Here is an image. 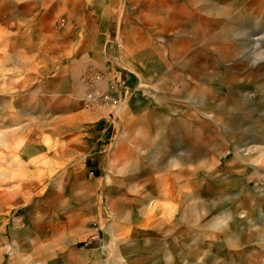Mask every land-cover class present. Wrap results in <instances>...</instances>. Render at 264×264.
<instances>
[{
    "label": "rangeland",
    "instance_id": "rangeland-1",
    "mask_svg": "<svg viewBox=\"0 0 264 264\" xmlns=\"http://www.w3.org/2000/svg\"><path fill=\"white\" fill-rule=\"evenodd\" d=\"M45 1L0 0V264H264V18L222 60L170 12L235 10Z\"/></svg>",
    "mask_w": 264,
    "mask_h": 264
},
{
    "label": "bare ground",
    "instance_id": "bare-ground-1",
    "mask_svg": "<svg viewBox=\"0 0 264 264\" xmlns=\"http://www.w3.org/2000/svg\"><path fill=\"white\" fill-rule=\"evenodd\" d=\"M196 3H202L203 8H205L206 14L210 15L213 17V15H218L223 14V9L227 10H235L237 15L233 18L230 19L227 23L224 24L223 27L220 29L216 30L212 27L211 25V19L210 21L206 17H193L191 14L190 10L187 9L186 7H181L179 10L178 18L177 14L170 12V17L172 19H178L177 22L182 21V25H188L189 22H192L191 25H194L195 28V35L196 38L201 42L206 39H217L214 42H211V50L215 54L219 56L220 59L222 60H227L230 56V54L233 52L236 42L231 39V36L233 34V31L236 29V27L244 20V19H252L253 21H259L260 19L262 20L264 18V0H223L221 3L225 4L223 6H219L220 2L217 0H195ZM2 2V0H1ZM30 2V1H29ZM18 3V2H17ZM27 3V2H26ZM111 3V2H110ZM23 4V3H22ZM170 4V3H169ZM21 5V4H20ZM30 5V4H29ZM1 6V5H0ZM37 6V5H36ZM62 6V5H61ZM65 7V6H64ZM4 9V8H3ZM34 9V8H33ZM36 9V8H35ZM210 9V10H208ZM44 10V9H43ZM226 10V12H227ZM5 11V10H4ZM234 12V11H233ZM124 13V12H123ZM5 14V13H4ZM64 14V13H63ZM102 15V14H101ZM119 15V14H118ZM114 16V15H113ZM59 18V17H58ZM64 18V17H63ZM102 18V17H101ZM210 18V17H208ZM61 19V18H60ZM121 19V18H120ZM175 21V20H174ZM264 21V20H263ZM157 22V21H156ZM178 22V24H179ZM2 23V22H1ZM246 24V23H245ZM121 26V25H120ZM255 27V26H254ZM2 28V27H1ZM118 29V28H117ZM190 29V28H188ZM160 30V29H159ZM255 30V29H254ZM159 32V31H158ZM252 32V31H251ZM256 32V31H255ZM247 33V32H246ZM264 33V32H263ZM156 34V33H155ZM157 36V35H156ZM248 36V35H247ZM245 36V37H247ZM154 37V36H153ZM158 37V36H157ZM155 40V39H154ZM162 40V39H161ZM133 41L136 43L138 42V38L136 35L133 36ZM211 41V40H210ZM133 42V43H134ZM256 44H258V40H254ZM209 44V43H208ZM262 45V44H261ZM264 45V43H263ZM262 48V47H261ZM264 48V46H263ZM238 49V48H237ZM204 50V49H203ZM207 50V49H206ZM262 50V49H261ZM4 52V51H3ZM153 52V51H152ZM151 52V53H152ZM202 52V50H201ZM69 53V52H68ZM210 55V54H209ZM142 54H138L135 59H137V66H138V72H143V73H150L149 71L152 70V66L154 64V59L153 58H146L142 59ZM159 57V56H158ZM157 57V58H158ZM206 59V58H205ZM204 59V60H205ZM77 64V63H76ZM159 64V63H158ZM80 67V66H78ZM164 67V66H163ZM73 68V67H72ZM159 68V67H158ZM255 68L260 69V65H256ZM82 71V70H81ZM80 71V72H81ZM134 72V71H133ZM95 77V75H94ZM100 78V77H99ZM84 79V78H83ZM82 79V80H83ZM92 79V78H91ZM95 79V78H94ZM103 79V78H102ZM110 79V78H109ZM143 80V79H142ZM71 81V80H70ZM90 81V80H89ZM97 83V82H96ZM108 84V83H107ZM85 85V83H84ZM101 85H106V81L104 83H101ZM151 85V84H150ZM142 86V85H141ZM102 87V86H101ZM103 88V87H102ZM106 88V87H105ZM110 88V86H109ZM145 88V87H144ZM262 88L264 89V81L262 83ZM104 89V88H103ZM147 91V90H146ZM119 94V93H118ZM159 95V94H158ZM66 98V96H65ZM118 98V97H117ZM115 99V98H114ZM264 100V90L262 92V99ZM32 104V103H31ZM241 104V103H240ZM259 105V103H258ZM258 107V106H257ZM248 108H250V105L245 107L243 110H240L238 112L233 111L232 113L225 115V116H217L214 114V119L218 121L220 124L227 129L228 132L233 134L234 132L236 133L237 130L241 129L244 127L246 124L245 119V114L247 113ZM130 109V108H129ZM255 109V107H254ZM251 109V110H254ZM131 110V109H130ZM121 112V111H120ZM130 112V111H129ZM131 113V112H130ZM144 118V117H143ZM142 120V119H141ZM140 120V121H141ZM122 121V120H121ZM136 121V120H135ZM246 130V129H245ZM254 132V131H253ZM258 134L257 132H254ZM259 135H264V130H259ZM247 134V133H246ZM255 134V135H256ZM241 136V135H240ZM239 136V138H240ZM254 137V136H253ZM121 138V137H120ZM242 139V138H241ZM264 140V138L262 139ZM125 141V140H124ZM116 143V142H115ZM45 144H43V147ZM234 151V150H233ZM194 153V152H192ZM44 153L41 152L40 156H44ZM43 164V163H42ZM41 164V165H42ZM129 169V168H128ZM133 170V169H132ZM44 173L43 175L40 176V178H44ZM108 175V174H107ZM109 179V178H108ZM125 179V178H124ZM112 182V181H111ZM111 185V184H110ZM180 191V190H179ZM182 191V190H181ZM180 191V192H181ZM181 195V193H180ZM130 214V213H129ZM112 230V229H111ZM115 245V244H114ZM116 248V246H115ZM120 248V247H119Z\"/></svg>",
    "mask_w": 264,
    "mask_h": 264
},
{
    "label": "crops",
    "instance_id": "crops-1",
    "mask_svg": "<svg viewBox=\"0 0 264 264\" xmlns=\"http://www.w3.org/2000/svg\"><path fill=\"white\" fill-rule=\"evenodd\" d=\"M67 1L68 0H46L45 1V4H43V9L45 10V12H48V13H50V12H52V8L54 9H57V10H59V9H61V10H64L65 8H66V3H67ZM62 5V6H61ZM65 6V7H64ZM137 37V36H136ZM138 38V37H137ZM135 43V42H134ZM139 43V38H138V42H137V44ZM136 44V43H135ZM136 73V72H135ZM138 73H140L141 74V72H138ZM143 73V72H142ZM108 82H106V84H107ZM109 84V83H108ZM108 84H107V86H108ZM86 86V85H85ZM75 87H77V85L75 84L74 85V88ZM55 89H57V88H55ZM70 90H71V88H70ZM76 91H77V89H75V90H73V93H72V91L70 92L71 94L70 95H76ZM79 94L81 95V96H84L83 94H82V89H81V91L79 90ZM76 96H72V100L73 101H77L78 99H76L75 98ZM68 98V97H67ZM130 110V109H129ZM129 110H127V111H124V115H123V118L125 119L126 118V115H128V111ZM19 135H21V133L19 134ZM128 137V141H133L135 138H134V136L133 135H129V136H127ZM40 145V151L41 152H43L44 154V157L45 156H47V153L49 154L50 153V146H47V145H44L45 147H43V143H40L39 144ZM43 150V151H42ZM41 152L39 153V157H43V156H40L41 155ZM41 164V163H40ZM120 249V248H119ZM120 251V250H119Z\"/></svg>",
    "mask_w": 264,
    "mask_h": 264
}]
</instances>
